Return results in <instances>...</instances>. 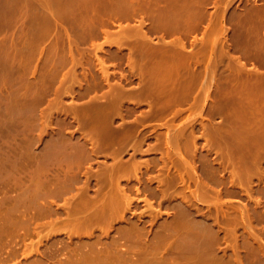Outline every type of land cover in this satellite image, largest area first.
I'll use <instances>...</instances> for the list:
<instances>
[{
  "label": "rangeland",
  "instance_id": "1",
  "mask_svg": "<svg viewBox=\"0 0 264 264\" xmlns=\"http://www.w3.org/2000/svg\"><path fill=\"white\" fill-rule=\"evenodd\" d=\"M0 264H264V0H0Z\"/></svg>",
  "mask_w": 264,
  "mask_h": 264
},
{
  "label": "bare ground",
  "instance_id": "2",
  "mask_svg": "<svg viewBox=\"0 0 264 264\" xmlns=\"http://www.w3.org/2000/svg\"><path fill=\"white\" fill-rule=\"evenodd\" d=\"M187 89H188V88H186V90H187ZM184 90H185V89H184ZM184 90H183V91H184ZM179 92H180V91H179ZM179 92H178V96H175L176 94H175V95L172 94V96H173V97L175 96V98H176V97H179L180 94L183 95V94L185 93V92H181V93L179 94ZM184 95H185V94H184ZM184 95H183V96H184ZM176 99H177V98H176ZM178 99H179V98H178ZM180 99H182V98L180 97ZM180 177H182V176H180ZM169 183H170V182H169Z\"/></svg>",
  "mask_w": 264,
  "mask_h": 264
}]
</instances>
